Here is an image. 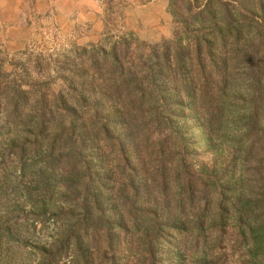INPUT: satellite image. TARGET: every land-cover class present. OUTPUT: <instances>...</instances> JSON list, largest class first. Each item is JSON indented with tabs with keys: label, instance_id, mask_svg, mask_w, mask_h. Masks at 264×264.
<instances>
[{
	"label": "trees",
	"instance_id": "16d2710c",
	"mask_svg": "<svg viewBox=\"0 0 264 264\" xmlns=\"http://www.w3.org/2000/svg\"><path fill=\"white\" fill-rule=\"evenodd\" d=\"M98 1L97 43L23 50L9 71L0 61L5 114L25 128L17 160L45 153L71 175L39 264H163L158 244L189 229L194 249L231 230L237 261L264 264V0H167L174 37L154 43L113 33L111 4L122 15L124 1ZM196 131L226 144L208 166L195 161Z\"/></svg>",
	"mask_w": 264,
	"mask_h": 264
},
{
	"label": "rangeland",
	"instance_id": "374dc122",
	"mask_svg": "<svg viewBox=\"0 0 264 264\" xmlns=\"http://www.w3.org/2000/svg\"><path fill=\"white\" fill-rule=\"evenodd\" d=\"M123 1L122 15L121 8L111 4L109 27L113 33L132 31L140 40L147 43L174 37L172 16L166 9L167 0H152L146 3L138 0ZM14 2L19 3L17 0ZM26 2L28 9L32 11L35 0H26ZM1 3L3 4L4 1L0 0V61L3 62L4 69L7 71L12 68L9 60H13L18 56L16 54L23 50L33 54L61 53L72 46L97 43L103 37L101 35L95 42L78 44L76 39H73V35L82 30L75 29L72 34H66L53 18L41 20L36 17L21 22L6 21L1 13L5 14L8 8ZM7 4L9 7V3ZM161 4L166 6L165 10L169 17V22L163 21L161 24L163 26L166 24V37L146 39L144 34L153 30V24L150 22L143 25L139 20L137 22V19H140L139 16H142L139 13L143 10L149 15L156 6ZM128 6H131L130 27L125 24V9ZM56 75L51 76L54 79L52 89L58 92L63 88V81ZM4 80L0 77L1 87L4 85ZM5 108L3 94L0 92V264H39L47 258L46 253L50 250L48 246L59 237L62 231L63 219L60 214L63 207L57 198L62 186L71 175L59 168L58 170L48 168L43 160L46 158L45 153H41L35 159L27 156L23 162L17 160L18 153L13 149L19 148L23 143L25 128H22L13 116L7 118ZM198 133L196 131L193 134L194 145L197 147L195 161L200 166H208L207 163L214 159V152H222L226 144L221 140L214 142V145H205L203 141H199L201 134ZM211 221L210 219L208 222L210 225L205 228L208 237H213L214 226L218 224L215 220ZM226 232L222 241L208 244L206 247L200 244L199 249H194L192 241L196 237V232L193 233L190 229L177 238L178 240H174L171 248L168 245L158 244L163 264H240L237 261L238 249L232 232L228 229ZM104 251V246L99 245L92 250L91 255L93 259L98 260V256L104 258V255L100 254ZM126 257L130 263H136V257ZM126 257L122 255L118 258L119 262L123 263ZM67 263L61 260L58 264Z\"/></svg>",
	"mask_w": 264,
	"mask_h": 264
},
{
	"label": "crops",
	"instance_id": "0c3cea01",
	"mask_svg": "<svg viewBox=\"0 0 264 264\" xmlns=\"http://www.w3.org/2000/svg\"><path fill=\"white\" fill-rule=\"evenodd\" d=\"M7 12L1 13L6 21L21 22L25 19L39 18L46 20L53 18L64 33L72 34L73 30L81 29L79 33L73 35L78 44L95 42L103 34L102 6L98 0H35L32 11L28 9L26 0H3ZM9 3V7L8 4ZM165 5L156 6L149 15L143 10L140 11V19L144 25L152 22L153 30L144 34L146 39H157L161 36L166 37V24L169 17L165 10ZM131 6L125 9V24L130 27ZM32 12V13H31ZM168 20V21H167Z\"/></svg>",
	"mask_w": 264,
	"mask_h": 264
}]
</instances>
